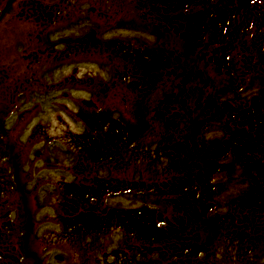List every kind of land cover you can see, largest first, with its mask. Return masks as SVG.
Masks as SVG:
<instances>
[{
  "label": "flooded vegetation",
  "instance_id": "obj_1",
  "mask_svg": "<svg viewBox=\"0 0 264 264\" xmlns=\"http://www.w3.org/2000/svg\"><path fill=\"white\" fill-rule=\"evenodd\" d=\"M131 3L0 0V264L260 253L264 0Z\"/></svg>",
  "mask_w": 264,
  "mask_h": 264
},
{
  "label": "rangeland",
  "instance_id": "obj_2",
  "mask_svg": "<svg viewBox=\"0 0 264 264\" xmlns=\"http://www.w3.org/2000/svg\"><path fill=\"white\" fill-rule=\"evenodd\" d=\"M136 5H137V0H132V3H131L132 10L135 9L134 7ZM132 14L133 13H131V15ZM130 18H133V17L130 16ZM250 212H252V210H245L244 214L249 216V217L253 216L252 214L249 215ZM263 216L264 215L261 214L260 210H257V212H255V218H257V221L255 222V224L253 226L254 228L258 227L259 223H261V222L263 224H260V225L264 226V218H263ZM52 229H53V227H52ZM257 233H258V235L256 234V237H255V234H251L250 238L245 239V243L249 242V241H254L255 242V238H256V240L258 241V244L260 245V247H259V252L260 253L255 256V259H251V258H248L247 256H244V259H242L239 263H234V264H264V230H263V232H260V233L257 230ZM51 240H53V237L51 238ZM35 248H38V242H35ZM55 249L56 250H62V247H60V248L57 247Z\"/></svg>",
  "mask_w": 264,
  "mask_h": 264
}]
</instances>
